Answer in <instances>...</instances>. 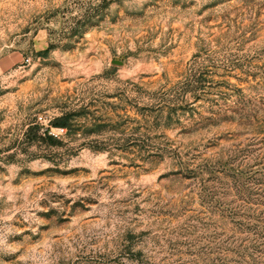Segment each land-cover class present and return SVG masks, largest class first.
<instances>
[{
	"label": "rangeland",
	"instance_id": "1",
	"mask_svg": "<svg viewBox=\"0 0 264 264\" xmlns=\"http://www.w3.org/2000/svg\"><path fill=\"white\" fill-rule=\"evenodd\" d=\"M0 264H264V0H0Z\"/></svg>",
	"mask_w": 264,
	"mask_h": 264
},
{
	"label": "trees",
	"instance_id": "2",
	"mask_svg": "<svg viewBox=\"0 0 264 264\" xmlns=\"http://www.w3.org/2000/svg\"><path fill=\"white\" fill-rule=\"evenodd\" d=\"M57 126L64 127V126H66V123L65 122H63V123H57ZM49 137L54 138L53 135H49Z\"/></svg>",
	"mask_w": 264,
	"mask_h": 264
},
{
	"label": "built area",
	"instance_id": "3",
	"mask_svg": "<svg viewBox=\"0 0 264 264\" xmlns=\"http://www.w3.org/2000/svg\"><path fill=\"white\" fill-rule=\"evenodd\" d=\"M61 130L63 131L64 129H61ZM59 132H60V131H59ZM59 132H54V131H53V134L58 135Z\"/></svg>",
	"mask_w": 264,
	"mask_h": 264
}]
</instances>
